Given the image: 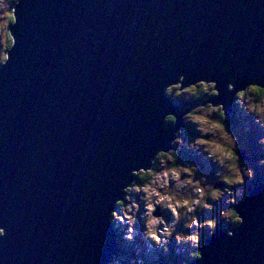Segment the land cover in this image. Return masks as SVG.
Wrapping results in <instances>:
<instances>
[{
	"label": "water",
	"instance_id": "water-1",
	"mask_svg": "<svg viewBox=\"0 0 264 264\" xmlns=\"http://www.w3.org/2000/svg\"><path fill=\"white\" fill-rule=\"evenodd\" d=\"M12 15L0 64V264H108L114 201L194 106L166 86L215 81L218 94L195 104L227 114L236 90L264 89V0H20ZM234 208L244 223L208 233L188 264H264V182Z\"/></svg>",
	"mask_w": 264,
	"mask_h": 264
},
{
	"label": "clouds",
	"instance_id": "clouds-1",
	"mask_svg": "<svg viewBox=\"0 0 264 264\" xmlns=\"http://www.w3.org/2000/svg\"><path fill=\"white\" fill-rule=\"evenodd\" d=\"M19 2L20 0H0V29L7 27L9 9L15 10V5ZM13 45L14 40L9 47L0 44V64L8 61L9 50ZM229 67L230 65L226 64L225 70ZM247 67L239 71L243 72ZM183 79L184 76L181 75L179 81ZM179 81L167 85L165 95L178 101L181 107L194 106L183 113L185 126L176 129L169 141L172 147L167 150L158 149L148 161L150 166L133 168L131 176L136 179L126 183L121 189L123 196L114 201L109 219L116 230L120 251L112 256L108 264H145V256L150 261H158L160 256L157 250L169 252L173 238L177 245H181L176 248V254L179 256L188 253V258L181 259L180 264H188V259L202 258V229L207 228L211 235L216 231L221 219L225 224L244 223V218L236 210L238 219L226 213L235 209L234 205L244 197V185L255 178V169L249 166L250 161L242 160L239 156L240 136L233 128L230 130L229 116L224 105L211 102L195 104V101L206 95H213L210 92L212 88L218 94L216 82L199 80L189 84L188 86L200 83L207 85L197 95L187 87H182ZM177 85L181 86L178 91L175 90ZM252 85L262 86L255 82L249 83L247 87L236 90L233 97V117L240 121L246 132L250 131L249 123L244 119L246 117H252L251 123L264 129V98L252 91ZM228 89L233 90L234 84L230 82ZM218 109L222 110L223 115H220ZM193 113L215 120L222 126H210L204 120L194 118ZM170 115L175 119H169ZM177 120L175 114L168 113L164 117V124L175 125ZM208 140L214 145H222L223 148H214L213 144L206 143ZM256 144L264 148V135L256 138ZM182 151H190L203 162L210 161L215 165V179L210 182L209 176L201 172L200 163L188 158L181 161ZM256 164L258 167H264V157H260ZM217 183L225 186L217 187ZM209 200L216 203L224 200L225 204L231 206L221 208L219 216L201 219L202 212L215 210L216 204L210 203ZM138 222L141 223L139 230ZM178 225L188 231H177ZM233 234L229 229L228 235ZM4 235L5 229L0 227V236ZM137 235L142 237L144 247L130 249L129 244L135 241ZM132 251L135 255L131 254ZM142 252L144 255H141Z\"/></svg>",
	"mask_w": 264,
	"mask_h": 264
},
{
	"label": "rangeland",
	"instance_id": "rangeland-1",
	"mask_svg": "<svg viewBox=\"0 0 264 264\" xmlns=\"http://www.w3.org/2000/svg\"><path fill=\"white\" fill-rule=\"evenodd\" d=\"M9 12H10V16L8 17V23H9V20L11 18V9H9ZM7 27H8V24H7ZM7 27L5 29H0V44H3L5 47H8L9 42L11 41L10 35L8 34V31H7ZM202 84H204V83H202ZM205 87H207L206 84H204V88ZM176 88H177V86H175V90L178 91L179 89H176ZM251 89L253 91L252 86H251ZM191 90H193V88L189 89V91H191ZM260 97L264 98V92L260 95ZM231 114H233V113H231ZM193 116H194V118H196L198 120H204L205 123L210 125V126H216V127L222 126L217 121L211 120L207 117L200 116L197 113H193ZM228 116H230V115H228ZM244 119H246L248 121L250 131H247V132L244 131L240 121H238L236 119H235L234 123H232V122L229 123V128H230V130H232V128L234 130H236L238 135L240 136V145L241 146H240V148H238V152L241 151L243 153V156L241 157V159L250 161L249 166L253 167L255 169V178L253 180L247 181V183L244 185V189H246V185L251 186L257 180L264 182V167H258L256 164V161L260 157H264V148H262L260 145L256 144V138L259 135H264V129H260L258 125L252 124L251 123L252 117H246ZM206 143L213 144V142L211 140L206 141ZM213 146H214V148H217V149L223 148L222 145H214L213 144ZM233 157H235L234 153H233ZM180 158L182 159L181 161H183L185 158H188V159L193 160V162L200 163L201 172L204 174H207L209 176L210 182L215 179L213 172H214L216 166L212 165L210 161L209 162H203L200 157L195 156V154L190 152V151H182L180 154ZM229 182H231V181H229ZM224 186L225 185H223L221 183L217 185V187H224ZM209 202L216 204L215 210L210 211V212L209 211L202 212L200 214L201 219H204L206 217H211V216H219V211L221 208H226V207L231 206V205L225 204L224 200H221L218 203L213 202L211 200H209ZM226 214L231 215L233 218H235V216L231 213V209L228 210V212ZM235 219H238V218L236 217ZM218 224L223 225V227H226L225 229H227L231 225H233V224H225V222L222 219L218 221ZM140 227H141V223L138 222V224H137L138 230L140 229ZM113 228H114V226H113ZM181 230L188 231V229H182V227L178 225L177 231H181ZM201 231L203 233V236H202L203 238H205L209 233V230L207 228H204ZM137 246H139L141 249H143V247H144V241L140 235H137L135 241L133 243L129 244V248L133 249V250ZM180 246L181 245L176 244V241L173 238V240L171 241V244H170V251L169 252L164 253L162 250H157L159 253L160 259L158 261H150L148 259V257L145 256V264H180L181 259H187L188 258L187 252H185L179 256L176 254V248L180 247ZM131 254L135 255V252L132 251ZM141 255H144V253L142 252ZM188 260H190V259H188Z\"/></svg>",
	"mask_w": 264,
	"mask_h": 264
},
{
	"label": "trees",
	"instance_id": "trees-1",
	"mask_svg": "<svg viewBox=\"0 0 264 264\" xmlns=\"http://www.w3.org/2000/svg\"><path fill=\"white\" fill-rule=\"evenodd\" d=\"M11 11H12V9H11ZM12 21V12H11V18H10V20H9V23ZM8 23V24H9ZM9 44H10V42H9ZM190 88H193V90H191L192 92H195L197 95H199V93H200V91H202L203 89H204V84H202V83H200V84H197V85H195V86H191V87H188L187 89L189 90ZM252 88H253V92H256L259 96L264 92V89H260V88H257V87H253L252 86ZM210 92H211V94H213V91L212 90H210ZM241 95H243V92H241L240 93ZM207 97H209V95H206L205 97H203L202 99H199V100H197V101H195V102H199L200 100H203V99H206ZM176 102H178V101H176ZM179 103V102H178ZM180 104V103H179ZM181 105V104H180ZM232 113L234 114V111H235V106H234V102L232 103ZM218 111H220V115H222V112H221V110H219L218 109ZM233 114H229L230 116H229V121H228V124L230 123V122H232V123H234L235 122V119H234V117H233ZM169 119H173V117L172 116H169ZM182 160V159H181ZM260 179V178H259ZM250 189V186L249 185H246V189H245V194L247 193V191ZM245 196V195H244ZM239 201H240V199H239ZM238 201V202H239ZM231 213L235 216V218H236V215H235V212H234V210L233 209H231ZM219 226H222L223 227V225H218V227ZM223 228H226V227H223ZM202 239H203V237H202ZM117 240H118V243H119V239H118V236H117ZM120 246V245H119Z\"/></svg>",
	"mask_w": 264,
	"mask_h": 264
},
{
	"label": "bare ground",
	"instance_id": "bare-ground-1",
	"mask_svg": "<svg viewBox=\"0 0 264 264\" xmlns=\"http://www.w3.org/2000/svg\"><path fill=\"white\" fill-rule=\"evenodd\" d=\"M12 12V11H11ZM14 21V17H13V15H12V21L11 22H13ZM10 22V23H11ZM233 111V110H232ZM232 111L230 112V114L232 113ZM229 115V114H228ZM120 251V246H119V243H118V251H117V253Z\"/></svg>",
	"mask_w": 264,
	"mask_h": 264
},
{
	"label": "flooded vegetation",
	"instance_id": "flooded-vegetation-1",
	"mask_svg": "<svg viewBox=\"0 0 264 264\" xmlns=\"http://www.w3.org/2000/svg\"><path fill=\"white\" fill-rule=\"evenodd\" d=\"M211 90V89H210ZM210 96V95H209Z\"/></svg>",
	"mask_w": 264,
	"mask_h": 264
}]
</instances>
